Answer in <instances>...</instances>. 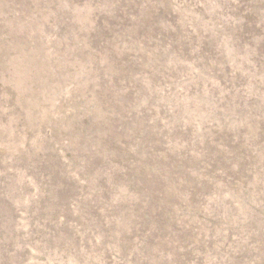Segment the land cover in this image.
Segmentation results:
<instances>
[{
	"label": "rangeland",
	"instance_id": "rangeland-1",
	"mask_svg": "<svg viewBox=\"0 0 264 264\" xmlns=\"http://www.w3.org/2000/svg\"><path fill=\"white\" fill-rule=\"evenodd\" d=\"M0 264H264V0H0Z\"/></svg>",
	"mask_w": 264,
	"mask_h": 264
}]
</instances>
